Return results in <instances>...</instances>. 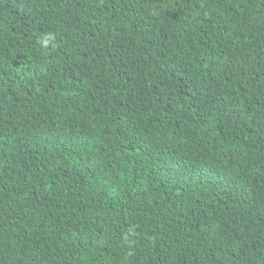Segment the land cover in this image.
<instances>
[{"label":"trees","instance_id":"obj_1","mask_svg":"<svg viewBox=\"0 0 264 264\" xmlns=\"http://www.w3.org/2000/svg\"><path fill=\"white\" fill-rule=\"evenodd\" d=\"M0 264H264V0H0Z\"/></svg>","mask_w":264,"mask_h":264},{"label":"clouds","instance_id":"obj_2","mask_svg":"<svg viewBox=\"0 0 264 264\" xmlns=\"http://www.w3.org/2000/svg\"><path fill=\"white\" fill-rule=\"evenodd\" d=\"M55 42V37L51 34H42L39 43L43 50H48L50 45H53Z\"/></svg>","mask_w":264,"mask_h":264}]
</instances>
